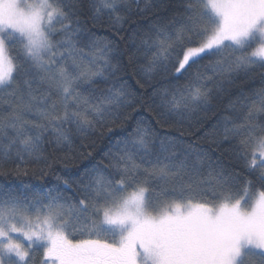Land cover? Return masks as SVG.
Instances as JSON below:
<instances>
[{
	"label": "snow or ice",
	"instance_id": "obj_1",
	"mask_svg": "<svg viewBox=\"0 0 264 264\" xmlns=\"http://www.w3.org/2000/svg\"><path fill=\"white\" fill-rule=\"evenodd\" d=\"M0 176V264H264V0H0Z\"/></svg>",
	"mask_w": 264,
	"mask_h": 264
},
{
	"label": "trees",
	"instance_id": "obj_2",
	"mask_svg": "<svg viewBox=\"0 0 264 264\" xmlns=\"http://www.w3.org/2000/svg\"><path fill=\"white\" fill-rule=\"evenodd\" d=\"M258 86V85H257ZM158 131L160 132L161 135H172L176 136L179 135V133L175 129H169V128H159ZM103 146V145H101ZM87 163V162H84ZM45 179H50V178H45ZM29 182L33 185L36 186H41L43 181L42 180H37L35 177L28 176V177H5V176H0V185L2 184H19L21 181Z\"/></svg>",
	"mask_w": 264,
	"mask_h": 264
}]
</instances>
